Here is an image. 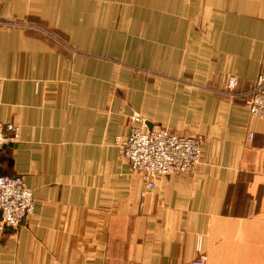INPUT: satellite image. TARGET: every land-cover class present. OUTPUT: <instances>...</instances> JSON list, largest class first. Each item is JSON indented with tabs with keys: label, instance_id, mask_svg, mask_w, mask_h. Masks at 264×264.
I'll return each mask as SVG.
<instances>
[{
	"label": "crops",
	"instance_id": "1",
	"mask_svg": "<svg viewBox=\"0 0 264 264\" xmlns=\"http://www.w3.org/2000/svg\"><path fill=\"white\" fill-rule=\"evenodd\" d=\"M259 74L264 0H0V171L34 198L0 264H264ZM139 118L198 138L194 172L146 191L115 145Z\"/></svg>",
	"mask_w": 264,
	"mask_h": 264
},
{
	"label": "built area",
	"instance_id": "2",
	"mask_svg": "<svg viewBox=\"0 0 264 264\" xmlns=\"http://www.w3.org/2000/svg\"><path fill=\"white\" fill-rule=\"evenodd\" d=\"M10 25H8L9 27ZM14 26V25H12ZM28 27V26H26ZM31 28V27H28ZM237 79L228 77L221 95L236 97ZM243 106L253 118L264 121V75L259 74L251 88L242 95ZM140 127L132 128L129 135L115 139L120 157L129 164L132 172L143 176L146 191L154 187L153 178L191 174L200 163L199 139L169 132L165 128L148 127L143 118L137 119ZM19 129L14 128L7 138L0 123V148L8 142H16ZM252 134H249V140ZM34 210L32 191L20 177L0 176V230L16 229ZM200 251V239L198 240ZM206 257L199 254L194 264H205Z\"/></svg>",
	"mask_w": 264,
	"mask_h": 264
},
{
	"label": "water",
	"instance_id": "3",
	"mask_svg": "<svg viewBox=\"0 0 264 264\" xmlns=\"http://www.w3.org/2000/svg\"><path fill=\"white\" fill-rule=\"evenodd\" d=\"M4 174L2 173V171H0V176H3Z\"/></svg>",
	"mask_w": 264,
	"mask_h": 264
}]
</instances>
